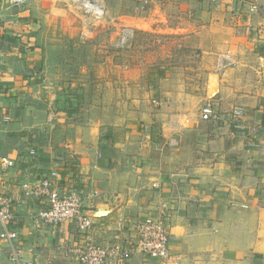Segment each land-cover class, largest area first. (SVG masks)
Segmentation results:
<instances>
[{
	"label": "crops",
	"instance_id": "obj_1",
	"mask_svg": "<svg viewBox=\"0 0 264 264\" xmlns=\"http://www.w3.org/2000/svg\"><path fill=\"white\" fill-rule=\"evenodd\" d=\"M261 2L260 12L254 16L247 13L243 0H182L180 4L185 9L198 8L193 31L198 49L203 50L202 68L208 71L204 98L212 95L210 100L225 119L214 130L211 153L203 150L208 147L204 138L197 153L195 146L182 145L176 149L182 152L180 156L148 163L146 170L135 169L137 159L126 156L124 163L119 160L112 167L106 148L109 141L100 135L107 120L96 118L76 129L60 146L40 144L38 149L44 150L33 158L29 152L34 148L24 144L23 124L4 123L0 161L9 159L13 166L6 169L0 163V177L4 192L16 199L11 228L18 236L14 246L0 237V264H13V247L20 250L21 258L36 264H78L74 249L86 236L104 245L133 241L138 220L161 211L169 225L172 256L165 264H264V0ZM28 13L0 2V105L6 103V94L22 96L25 91L30 98L41 82V50L35 46L32 27L24 25ZM146 20L135 22L145 24ZM236 106L246 110L242 130L233 127L230 113ZM124 120L116 123L124 128ZM127 132L124 142L115 144L122 157L130 151V135L135 130L128 128ZM251 138L254 146L249 143ZM53 170L63 175L60 188H75L83 197L85 212L94 222L87 234L82 235L70 221L40 225L34 215L47 205L23 197V183L38 184ZM120 219L125 221L123 230L117 226ZM127 264L163 263L135 251Z\"/></svg>",
	"mask_w": 264,
	"mask_h": 264
},
{
	"label": "rangeland",
	"instance_id": "obj_2",
	"mask_svg": "<svg viewBox=\"0 0 264 264\" xmlns=\"http://www.w3.org/2000/svg\"><path fill=\"white\" fill-rule=\"evenodd\" d=\"M89 1L103 6V13L76 0H27L17 7L29 12L24 25L32 27L41 50L42 76L30 98L25 91L6 94V103L11 101L0 105V128L8 121L23 124L24 144L36 151L29 152L33 158L43 152L40 144L60 146L96 118L107 120L100 135L109 141L112 167L135 157V169L146 170L148 163L180 156L176 149L182 145L195 146L197 153L204 138L203 150L211 153L214 130L225 119L212 95L204 98L208 71L193 31L198 8L185 9L182 0ZM139 18L146 23H136ZM207 104L216 118L202 119ZM120 119H126L124 128L116 123ZM128 128L135 130L133 144L122 157L115 144L124 142Z\"/></svg>",
	"mask_w": 264,
	"mask_h": 264
},
{
	"label": "built area",
	"instance_id": "obj_3",
	"mask_svg": "<svg viewBox=\"0 0 264 264\" xmlns=\"http://www.w3.org/2000/svg\"><path fill=\"white\" fill-rule=\"evenodd\" d=\"M27 0H0L7 2L10 6L19 7ZM247 6V12L253 16L259 13L261 0H243ZM246 110L243 106H236L231 111L233 127L236 130L243 129V120ZM217 114L211 105L207 104L203 108L202 119L210 120L216 118ZM254 139V138H253ZM251 138L250 145H255ZM31 150V154H35ZM3 168L13 166V161L4 159L1 161ZM61 176L57 170L44 175L38 184L23 183L22 194L27 199L40 200L45 205L36 211L34 217L40 225L48 224L58 226L64 222H73L81 233L87 232L93 227L92 217L85 212L84 201L81 194L75 188H60L59 180ZM99 192L95 191L94 195ZM16 199L8 195L2 189V179L0 177V237L7 240L11 246L18 236L17 231L11 228L15 220ZM118 229L123 230L125 221L120 219L117 223ZM135 235L133 241H114L110 244H99L88 236L75 247V259L78 264H127L133 253L138 251L148 258L160 260L163 264L172 259L170 254V230L166 221L165 212L161 211L157 216H147L138 220L134 227ZM13 264H36L33 261L21 258L20 250L13 247L11 252Z\"/></svg>",
	"mask_w": 264,
	"mask_h": 264
},
{
	"label": "bare ground",
	"instance_id": "obj_4",
	"mask_svg": "<svg viewBox=\"0 0 264 264\" xmlns=\"http://www.w3.org/2000/svg\"><path fill=\"white\" fill-rule=\"evenodd\" d=\"M80 1L84 7L89 10L93 11L96 14H102L103 13V6L96 4V3H91L89 0H76Z\"/></svg>",
	"mask_w": 264,
	"mask_h": 264
}]
</instances>
